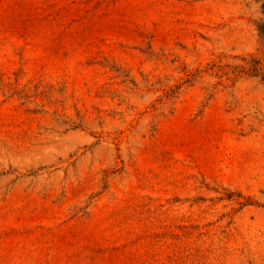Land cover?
Wrapping results in <instances>:
<instances>
[{
	"label": "rangeland",
	"instance_id": "obj_1",
	"mask_svg": "<svg viewBox=\"0 0 264 264\" xmlns=\"http://www.w3.org/2000/svg\"><path fill=\"white\" fill-rule=\"evenodd\" d=\"M0 264H232L231 0H0Z\"/></svg>",
	"mask_w": 264,
	"mask_h": 264
}]
</instances>
